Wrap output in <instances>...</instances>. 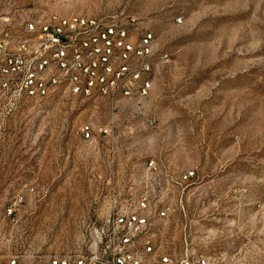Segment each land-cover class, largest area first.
<instances>
[{
	"label": "rangeland",
	"instance_id": "rangeland-1",
	"mask_svg": "<svg viewBox=\"0 0 264 264\" xmlns=\"http://www.w3.org/2000/svg\"><path fill=\"white\" fill-rule=\"evenodd\" d=\"M40 14L126 21L154 32L168 60L153 69L152 124L117 121L114 171L148 159L193 169L196 186L173 233L230 262L264 264V0H35ZM180 23H176L177 18ZM119 113L56 94L0 101V254L83 247L107 212L108 160L77 131ZM32 188V189H31ZM24 200L9 216L7 207Z\"/></svg>",
	"mask_w": 264,
	"mask_h": 264
},
{
	"label": "built area",
	"instance_id": "built-area-1",
	"mask_svg": "<svg viewBox=\"0 0 264 264\" xmlns=\"http://www.w3.org/2000/svg\"><path fill=\"white\" fill-rule=\"evenodd\" d=\"M181 18L176 19L180 23ZM154 32L129 16L126 21L81 14H40L35 0H0V101L13 106L56 94L108 102L113 117L96 132L80 125L79 139L97 149L103 138L108 160L107 212L83 247L54 253L17 249L0 254V264H238L220 252L198 249L177 237L171 222L184 212L197 183L193 169L154 159L114 171L117 121L128 133L133 122L152 124L147 99L153 69L167 61ZM32 189V188H31ZM24 197L16 195L13 216Z\"/></svg>",
	"mask_w": 264,
	"mask_h": 264
}]
</instances>
